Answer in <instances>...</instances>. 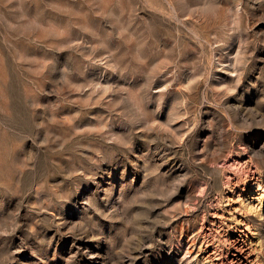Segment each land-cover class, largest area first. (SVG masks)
<instances>
[{"label": "rangeland", "instance_id": "1", "mask_svg": "<svg viewBox=\"0 0 264 264\" xmlns=\"http://www.w3.org/2000/svg\"><path fill=\"white\" fill-rule=\"evenodd\" d=\"M0 264H264V0H0Z\"/></svg>", "mask_w": 264, "mask_h": 264}]
</instances>
